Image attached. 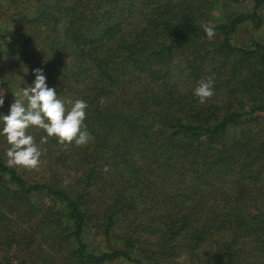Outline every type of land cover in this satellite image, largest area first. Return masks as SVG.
I'll return each mask as SVG.
<instances>
[{
  "label": "trees",
  "instance_id": "trees-1",
  "mask_svg": "<svg viewBox=\"0 0 264 264\" xmlns=\"http://www.w3.org/2000/svg\"><path fill=\"white\" fill-rule=\"evenodd\" d=\"M252 1L218 22L208 0H0L21 31L0 45V78L32 65L28 87L41 68L66 109L88 104L90 136L65 149L29 128L39 180L0 156V264H57L54 251L72 264H264V44L231 40L246 19L259 26ZM83 235L116 242L96 252Z\"/></svg>",
  "mask_w": 264,
  "mask_h": 264
},
{
  "label": "clouds",
  "instance_id": "clouds-1",
  "mask_svg": "<svg viewBox=\"0 0 264 264\" xmlns=\"http://www.w3.org/2000/svg\"><path fill=\"white\" fill-rule=\"evenodd\" d=\"M209 39L215 36V30L208 24L201 25ZM35 80L28 87L13 92L14 102L7 115L0 117L2 128L0 136L6 137L9 145L7 165L26 170H35L40 166L42 151L37 146L29 128L41 129L46 136L41 137V143H47L48 138H55L63 148L75 145L83 147L89 142V133L84 121L88 104L77 99L70 110L58 98L55 88L47 85L46 76L41 68L34 70ZM214 79L202 78L194 89V95L200 104L208 103L215 95ZM4 91L0 90V107L4 105ZM109 169L105 166L104 171Z\"/></svg>",
  "mask_w": 264,
  "mask_h": 264
},
{
  "label": "rangeland",
  "instance_id": "rangeland-1",
  "mask_svg": "<svg viewBox=\"0 0 264 264\" xmlns=\"http://www.w3.org/2000/svg\"><path fill=\"white\" fill-rule=\"evenodd\" d=\"M211 2L212 11L211 15L218 22H230L235 16L240 14H249L254 10L255 3L252 0H208ZM29 5V9L32 12L34 10V2H27ZM259 19L261 20L259 26H255L254 22L251 20L243 21L237 28V30L232 34L231 40L234 44L248 46L252 42H260L264 44V2L258 7L256 10ZM21 37L20 29L14 24V22L10 19L0 18V45L5 46L7 48L14 49L18 46ZM221 38V37H220ZM9 56L8 53L4 54V57H0L1 59H7ZM32 65L28 67H13L9 70V72L3 71V78H0V90H3L4 95V105L0 107V117L3 115H7L10 111V106L14 102L13 92H18L27 84V79L32 72L30 68ZM12 78L11 80H8ZM8 78V79H5ZM70 110V107H67ZM261 122L264 121V112L261 114ZM2 120H0V128H2ZM90 137V136H89ZM9 145L7 144L6 137L0 136V156L3 159H8L6 152ZM44 167L41 165L35 170L27 171V177L29 179H40V176L44 175ZM84 240L87 244V248L90 250H94L96 252L106 250L109 245H112L116 242V240L112 237H107L105 235H83ZM67 239L72 243L74 238L71 236L67 237ZM72 248V247H69ZM68 248V249H69ZM47 251H50V246L46 247ZM69 251V250H68ZM14 252V248L12 249ZM18 254V253H17ZM53 256L55 262L57 264H72V262H62L58 261L61 258V255L58 251L53 252ZM17 258H13V264H17ZM52 262V261H51ZM51 262H47L50 264ZM42 264V263H40ZM103 264H134L133 262L125 259L119 258L113 261L105 262ZM144 264H149L144 262Z\"/></svg>",
  "mask_w": 264,
  "mask_h": 264
}]
</instances>
